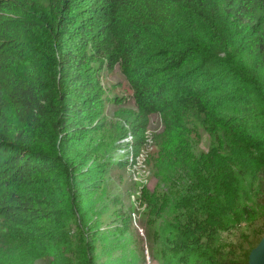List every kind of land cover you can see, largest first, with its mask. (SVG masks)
<instances>
[{"label":"trees","instance_id":"1","mask_svg":"<svg viewBox=\"0 0 264 264\" xmlns=\"http://www.w3.org/2000/svg\"><path fill=\"white\" fill-rule=\"evenodd\" d=\"M116 70L135 105L120 139L142 151L150 118L162 119L150 155L160 180L189 171L240 222L234 168L243 160L264 195V0H0V264H98L91 245L72 258L73 224L88 216L99 174L83 173L70 153L97 133L100 146L114 145L99 109ZM171 197L175 216L161 235L174 264H248L264 232L215 252L226 221ZM171 197L150 208V224Z\"/></svg>","mask_w":264,"mask_h":264},{"label":"rangeland","instance_id":"2","mask_svg":"<svg viewBox=\"0 0 264 264\" xmlns=\"http://www.w3.org/2000/svg\"><path fill=\"white\" fill-rule=\"evenodd\" d=\"M104 84L106 99L99 112H104L108 123L111 121L117 133L114 137L116 141L111 149L106 145L100 146L97 133L69 154L70 157L73 155L75 164L86 163L82 166L83 173L99 174L94 185L88 187V216L73 224L75 230L72 240L75 248L72 258L77 259L80 254H86V249L91 245L98 264H174L172 254L164 246V236L168 235L169 224L175 216V201L171 196L177 192L213 210L226 221L228 229L219 232L215 252H228L230 246L239 247L248 237L251 239L255 238L254 235L262 236L264 195L258 192L255 178L251 175L258 174V171L246 168L243 160L242 165L234 168L235 177L241 186L237 198V217L240 222L228 212L223 198L212 190L208 189L207 192L202 184L194 182L186 175L189 171L182 168L167 171L164 174H174L170 182L160 180L156 175L160 173L150 163V155L156 150L154 143L164 129L160 115L150 118L147 144L142 151H137L132 146V137L128 135L120 139L117 131L119 127L128 128L122 116L135 112L128 84L118 70L109 73L104 78ZM115 98L118 101L115 102ZM103 122L99 118L90 127L92 130L94 126L100 128ZM203 136L200 148L207 150L208 139L205 134ZM124 163L128 165L127 168H120V164ZM102 174L105 176L102 177ZM165 195L171 197L168 207L162 211V218L157 223L150 224V208H160ZM158 212H154V218L159 217ZM162 230L165 235H161ZM154 231L159 233L158 242L152 237ZM33 264H53L52 257L38 259Z\"/></svg>","mask_w":264,"mask_h":264},{"label":"water","instance_id":"3","mask_svg":"<svg viewBox=\"0 0 264 264\" xmlns=\"http://www.w3.org/2000/svg\"><path fill=\"white\" fill-rule=\"evenodd\" d=\"M248 264H264V237L250 252Z\"/></svg>","mask_w":264,"mask_h":264}]
</instances>
